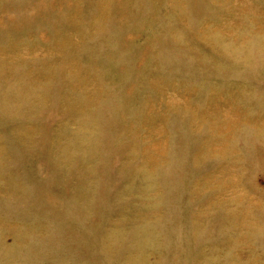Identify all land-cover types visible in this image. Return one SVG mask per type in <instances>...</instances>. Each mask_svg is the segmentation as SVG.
<instances>
[{
  "label": "rangeland",
  "instance_id": "374dc122",
  "mask_svg": "<svg viewBox=\"0 0 264 264\" xmlns=\"http://www.w3.org/2000/svg\"><path fill=\"white\" fill-rule=\"evenodd\" d=\"M0 264H264V0H0Z\"/></svg>",
  "mask_w": 264,
  "mask_h": 264
}]
</instances>
